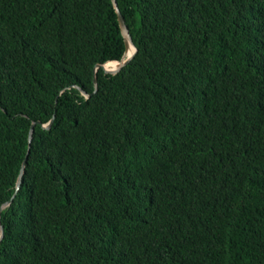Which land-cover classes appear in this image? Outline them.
Instances as JSON below:
<instances>
[{
  "label": "trees",
  "instance_id": "16d2710c",
  "mask_svg": "<svg viewBox=\"0 0 264 264\" xmlns=\"http://www.w3.org/2000/svg\"><path fill=\"white\" fill-rule=\"evenodd\" d=\"M117 3L110 75L112 0H0V264H264V0Z\"/></svg>",
  "mask_w": 264,
  "mask_h": 264
},
{
  "label": "clouds",
  "instance_id": "9594fccd",
  "mask_svg": "<svg viewBox=\"0 0 264 264\" xmlns=\"http://www.w3.org/2000/svg\"><path fill=\"white\" fill-rule=\"evenodd\" d=\"M112 2H113V0H112ZM115 2H117V0H115ZM113 5H114V3H113ZM117 5H118V3H117ZM114 7H115V6H114ZM118 8H119V6H118ZM115 9H116V8H115ZM119 10H120V9H119ZM120 12H121V11H120ZM116 13H117V12H116ZM121 15H122V13H121ZM117 17H118V15H117ZM122 17H123V15H122ZM123 18H124V17H123ZM124 20H125V18H124ZM118 22H119V21H118ZM125 24H126V26H127V28H128V25H127L126 20H125ZM119 27H120V24H119ZM120 29H121V27H120ZM128 31H129V29H128ZM121 33H122V31H121ZM129 35H130V32H129ZM122 36H123V35H122ZM130 36H131V35H130ZM123 38H124V37H123ZM131 39H132V36H131ZM132 41H133V39H132ZM124 42H125V39H124ZM133 44H134V42H133ZM125 46H126V42H125ZM130 46H132V48H134L133 51H135V48L137 49V47L135 46V44L132 45V43H130ZM131 51H132V50L127 51V49H125V53H124V55H123V57H122L121 60L109 61V62H117V63L119 64V65H118V68L115 69V70H107V69H106L105 64H107V63H109V62H107V63H105V64H103V65H100V64H97V65H100V68H101V67L103 68L105 74L116 75L117 73H119V72L121 71V69H122L123 67L126 66V65H125V66H123V67H119V66H120V62L126 60V59L129 57V54L131 53ZM133 51H132V52H133ZM136 53H137V52H136ZM135 55H136V54H135ZM133 58H134V57H133ZM97 65H96V66H97ZM96 66H95V68H96ZM100 68H99V69H100ZM99 69H98V70H99ZM98 70H95V72H98ZM95 80H96V82H97V79L95 78V79H94V86H95ZM75 88L79 89V90H80V93H81L84 97H86V98H89V97L91 96V94H92V93L90 94V93H87L86 91L82 90L79 86H75ZM97 90H98V84H97V86L94 87V91H93V92L96 93ZM134 107H135V106H133V105H127V106H125L123 109H124V112H127V111H130V110L134 109ZM120 108H121V107H120V104H119V109H120ZM124 112H123V113H124ZM52 120L54 121V119H52ZM52 120H50V121H49L48 123H46V124H43L42 127L45 128V129H50V128L52 127V124H53V123L51 124L50 127H48V125L50 124V122H51ZM149 121L152 122V119L149 120ZM39 124L41 125L40 122H36V123H33V124H32L31 129H32V127H34V128H33V132H34L35 126H36V125H39ZM33 125H34V126H33ZM31 129H30V133H31V134H30V137H31V140L29 139V147H28L27 157H28V154H29V152H30L31 142H32V137H33V132H31ZM27 157H26V159L24 160L23 167H22V170H21V173H20V176H19V180H18V183H17L16 193L14 194L13 198L16 196L17 192H18V191L20 190V188H21V185H22V177H23V174H24V171H25V164H26L25 161H27ZM13 198H12V199H13ZM12 199H11L10 201L4 203V205L1 207V209H0V215H1V216H2V211H3L5 208H7V207H9V206L11 205V203H12V202H11ZM77 207L81 209L82 213L89 214V215L93 216V218H94V217L98 218L99 216H101V215L107 213L108 210H109V207H108L107 202H106L102 197H99V196H96V195H91V196H88V197L83 198L82 200L79 201V205H78ZM1 216H0V224H1L2 228H3V231H2V233L0 232V235H1V236H0V239H2L3 236H4V226L2 225V222H1ZM96 256H97V255L93 256V260H92V263H91V264H97V258H96ZM83 262H85L86 264H90V258H85V259H83ZM44 263H45V264H67V258H66L65 256L59 254V255L54 256L53 259H50L49 261L44 262Z\"/></svg>",
  "mask_w": 264,
  "mask_h": 264
},
{
  "label": "water",
  "instance_id": "95a60500",
  "mask_svg": "<svg viewBox=\"0 0 264 264\" xmlns=\"http://www.w3.org/2000/svg\"><path fill=\"white\" fill-rule=\"evenodd\" d=\"M113 3H114V6L116 8L117 15H118V21H119V24H120V27H121L122 35H123V37L125 39V42H126V49H127V51L132 50V46H130V43H132V45H134V44H133V41L131 39V36L129 35V31H128V28H127V26L125 24V20H124V18L121 15V12H120V10L118 8L117 2H115V0H113ZM136 52H137V49L135 48V51H133V52L131 51V53L129 54V57L126 60L120 62V66L119 67H123V66L127 65L133 59V57L135 56ZM99 68H100V65H97L95 70H98ZM95 86H97L96 80H95ZM52 123H53V120L50 122L48 127H50ZM33 128L34 127H32L31 132H33ZM30 140H31V137H30ZM2 231H3V228H2V226L0 224V232L2 233Z\"/></svg>",
  "mask_w": 264,
  "mask_h": 264
},
{
  "label": "bare ground",
  "instance_id": "6f19581e",
  "mask_svg": "<svg viewBox=\"0 0 264 264\" xmlns=\"http://www.w3.org/2000/svg\"><path fill=\"white\" fill-rule=\"evenodd\" d=\"M134 48H132V51H133ZM118 63L117 62H109L107 64H105V67L107 70H115L118 68Z\"/></svg>",
  "mask_w": 264,
  "mask_h": 264
}]
</instances>
